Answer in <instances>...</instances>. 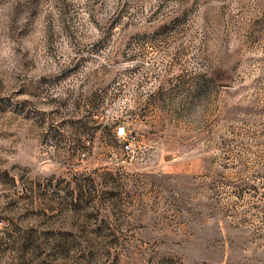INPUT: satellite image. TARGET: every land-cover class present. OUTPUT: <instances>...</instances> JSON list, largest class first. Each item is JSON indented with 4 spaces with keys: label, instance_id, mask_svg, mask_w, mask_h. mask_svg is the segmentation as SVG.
Masks as SVG:
<instances>
[{
    "label": "rangeland",
    "instance_id": "rangeland-1",
    "mask_svg": "<svg viewBox=\"0 0 264 264\" xmlns=\"http://www.w3.org/2000/svg\"><path fill=\"white\" fill-rule=\"evenodd\" d=\"M0 264H264V0H0Z\"/></svg>",
    "mask_w": 264,
    "mask_h": 264
},
{
    "label": "built area",
    "instance_id": "built-area-1",
    "mask_svg": "<svg viewBox=\"0 0 264 264\" xmlns=\"http://www.w3.org/2000/svg\"><path fill=\"white\" fill-rule=\"evenodd\" d=\"M116 137L122 143V150L128 156L132 157L137 151L135 139L131 137L129 130L125 124L119 125L115 130Z\"/></svg>",
    "mask_w": 264,
    "mask_h": 264
}]
</instances>
